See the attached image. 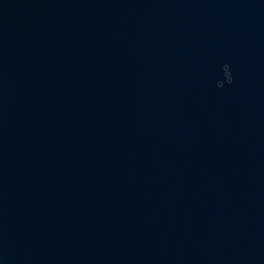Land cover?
Returning a JSON list of instances; mask_svg holds the SVG:
<instances>
[{"label":"water","instance_id":"obj_1","mask_svg":"<svg viewBox=\"0 0 264 264\" xmlns=\"http://www.w3.org/2000/svg\"><path fill=\"white\" fill-rule=\"evenodd\" d=\"M0 258L264 264V0H0Z\"/></svg>","mask_w":264,"mask_h":264},{"label":"clouds","instance_id":"obj_2","mask_svg":"<svg viewBox=\"0 0 264 264\" xmlns=\"http://www.w3.org/2000/svg\"><path fill=\"white\" fill-rule=\"evenodd\" d=\"M222 66L226 69V71L224 74V78L217 79L215 82V87L218 89L224 88L225 86L232 85L234 81L231 66L228 63H224ZM0 264H4L3 258H0Z\"/></svg>","mask_w":264,"mask_h":264}]
</instances>
